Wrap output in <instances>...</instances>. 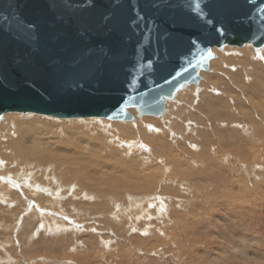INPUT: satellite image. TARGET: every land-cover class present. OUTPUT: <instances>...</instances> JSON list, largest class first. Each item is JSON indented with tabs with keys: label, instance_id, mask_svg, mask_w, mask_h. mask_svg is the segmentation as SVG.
Masks as SVG:
<instances>
[{
	"label": "rangeland",
	"instance_id": "374dc122",
	"mask_svg": "<svg viewBox=\"0 0 264 264\" xmlns=\"http://www.w3.org/2000/svg\"><path fill=\"white\" fill-rule=\"evenodd\" d=\"M212 52L199 83L166 102L161 126L150 120L154 127L144 128L158 117L136 112L128 122L4 114L0 264H264V47ZM14 119L45 127L35 150L71 141L69 152L82 159L73 170L20 159L4 146L18 144L7 136ZM108 173L130 186L146 180L150 189L112 188L102 178Z\"/></svg>",
	"mask_w": 264,
	"mask_h": 264
},
{
	"label": "water",
	"instance_id": "95a60500",
	"mask_svg": "<svg viewBox=\"0 0 264 264\" xmlns=\"http://www.w3.org/2000/svg\"><path fill=\"white\" fill-rule=\"evenodd\" d=\"M245 45L264 47V0H0V122L160 117Z\"/></svg>",
	"mask_w": 264,
	"mask_h": 264
},
{
	"label": "bare ground",
	"instance_id": "6f19581e",
	"mask_svg": "<svg viewBox=\"0 0 264 264\" xmlns=\"http://www.w3.org/2000/svg\"><path fill=\"white\" fill-rule=\"evenodd\" d=\"M243 62V61H242ZM241 76V75H240ZM251 77V76H250ZM253 78H254V80L256 79V77H254L253 76ZM260 91V90H259ZM257 93V92H256ZM212 98V97H211ZM211 98L210 97H207L206 98V101H207V103L209 102V101H212V102H215L216 100H214V99H212L211 100ZM218 101V100H217ZM220 101V100H219ZM217 103V102H216ZM224 103V102H223ZM209 104V103H208ZM214 104V103H213ZM221 104V103H220ZM225 105V104H224ZM128 112L133 116V114H135V109L134 108H130V109H128ZM167 114V111H164L163 112V114L160 116V117H158V120L156 121L155 119H146V120H144V118H146V117H143L142 119H141V121H143L142 123H141V126H143L144 128H146V127H148V126H150V128H153L154 126L151 124V123H147V121H150V120H152L153 122H156L157 124H159L160 125V123L159 122H161V121H166L167 120V118H166V115ZM136 116V115H135ZM134 116V117H135ZM178 117V116H177ZM166 118V119H165ZM180 118V117H179ZM56 119V118H55ZM136 119H137V117L136 118H134V121H136ZM57 120H60V119H57ZM61 120H63V119H61ZM69 120H73V119H69ZM77 120H80V119H77ZM5 121V120H4ZM11 121V119H8V120H6L5 122H10ZM19 120H17V119H14L13 120V122L11 123V124H9V125H11L12 127H11V131H12V133L11 132H9L8 133V135L7 136H10V139L13 137V135H16V141L18 142V144H17V146L16 145H14V141H10V140H8V141H6V143H5V147H12L11 149L15 152V154H16V156H18L20 159H31V158H33L37 163H43V164H47V163H51V162H53V164L56 166L55 168H60V167H62V166H65L64 167V169H66L67 168V170L69 169V170H73V168H74V164H73V162L74 161H80L82 158L81 157H79V153L77 154V155H74V153H70L69 152V148H70V146L73 144L71 141H70V143H65V144H60V146H61V148L62 149H58V150H56L55 152H53V151H49V150H47L46 149V147H44V149H45V151L46 152H43V150L42 149H39V150H35V148H38V147H40L41 148V145H44V143L43 142H41L37 137H36V134H40L41 132H42V129H44L45 127L44 126H40V127H38V128H35L34 127V123H29V124H23V123H21V122H18ZM168 121V120H167ZM162 123V122H161ZM173 123H174V125H176V127L178 126V124H177V122H176V120L175 121H173ZM155 124V123H154ZM163 124V123H162ZM165 124V123H164ZM158 125V126H159ZM141 126H139L138 128L140 129V131H137L136 133H137V135L139 136V137H141V139L142 140H147V141H149L150 140V137L151 136H149V135H151V134H149V133H147L146 131H144V129H142L143 127H141ZM161 126V125H160ZM159 126V127H160ZM164 126H166V124L164 125ZM163 125H162V129H163V127H164ZM1 127H3V126H1ZM25 127L27 128V130H24L25 129ZM141 127V128H140ZM124 127H123V125L121 126V128H120V131H122V129H123ZM150 128H148V129H150ZM147 129V128H146ZM157 129V128H156ZM160 129H161V127H160ZM165 129V128H164ZM180 129V128H179ZM151 130H153V129H151ZM155 130V129H154ZM22 132H24V133H22ZM25 132H27V133H32V134H34V136H31V137H28L29 136V134H26ZM134 132V131H133ZM20 133H21V135H20ZM149 134V135H148ZM79 135H82V134H79ZM9 138V137H8ZM7 138V139H8ZM156 138V137H155ZM25 139H29V140H31L33 143H32V148L31 149H28V150H24L23 152H22V149L23 148H18V147H20L21 145H20V142H23ZM152 139V138H151ZM54 140H57V137H55L54 138ZM137 140V139H136ZM136 140H133L132 142H127L128 144H129V146L131 147V146H134V142L136 141ZM14 146V147H13ZM76 146V145H75ZM76 147H78V148H81V145H78V146H76ZM60 152V153H59ZM89 153H92V152H90L89 151ZM91 154L89 155V158L91 159ZM56 171V170H55ZM58 171V170H57ZM60 171V170H59ZM64 173V172H63ZM67 173V172H66ZM65 173V174H66ZM109 174V177H107V176H104V177H102L104 180H105V182L107 181L108 182V184H110L111 185V187L112 188H114V187H117L118 185H120V187L121 188H123L124 190H126V191H128V190H130V192L131 193H135V192H137V191H140V192H144V193H148V191H149V189H150V186H149V183H147V181L146 180H139L138 182H141V183H135L134 184V186H130L129 184H124L123 182H122V179L120 178V177H118V176H115L113 173H108ZM84 175H86L85 173H81V174H79V176L82 178V180L80 181V183H81V185H82V187H83V189H85V188H92L93 186H91L90 184H88L87 182H84L83 180H84ZM129 175V174H128ZM133 174H130L129 176L131 177ZM62 176V175H61ZM67 177V176H66ZM71 177V176H70ZM69 177V178H70ZM114 177V178H113ZM63 179V178H62ZM73 179H74V177H73ZM102 179V180H103ZM72 181V180H71ZM70 181V182H71ZM106 182V183H107ZM105 186H107L106 184H104V186L103 187H105ZM118 188V187H117ZM39 190V189H38ZM40 190H41V188H40ZM42 191V190H41ZM45 191V190H44ZM48 193H50V192H48ZM123 193V192H122ZM124 194V193H123ZM202 263V262H201Z\"/></svg>",
	"mask_w": 264,
	"mask_h": 264
}]
</instances>
